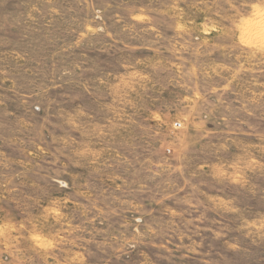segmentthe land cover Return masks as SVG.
Masks as SVG:
<instances>
[{"label":"rangeland","instance_id":"374dc122","mask_svg":"<svg viewBox=\"0 0 264 264\" xmlns=\"http://www.w3.org/2000/svg\"><path fill=\"white\" fill-rule=\"evenodd\" d=\"M0 264H264V0H0Z\"/></svg>","mask_w":264,"mask_h":264}]
</instances>
